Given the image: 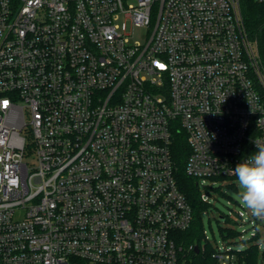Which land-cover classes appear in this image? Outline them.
Returning a JSON list of instances; mask_svg holds the SVG:
<instances>
[{"label":"built area","instance_id":"1","mask_svg":"<svg viewBox=\"0 0 264 264\" xmlns=\"http://www.w3.org/2000/svg\"><path fill=\"white\" fill-rule=\"evenodd\" d=\"M243 1L0 0V264H187L209 248L207 264H245L205 231L183 244L194 214L173 154L184 137L209 204L206 182L264 143V38Z\"/></svg>","mask_w":264,"mask_h":264},{"label":"rangeland","instance_id":"2","mask_svg":"<svg viewBox=\"0 0 264 264\" xmlns=\"http://www.w3.org/2000/svg\"><path fill=\"white\" fill-rule=\"evenodd\" d=\"M136 38L142 42L145 41V30H137ZM35 158V155H31L25 161L33 165L36 161ZM206 183L210 187V203L203 210L201 217L203 232L205 231L212 246L215 248L233 247L234 249L245 250L249 248L254 230L260 234L258 257L260 261L264 260V222L254 227L250 222L242 223L236 215L238 211L248 210L238 194L237 178L231 179L227 183L219 182L215 184L210 180ZM231 229H235L240 234L226 238L227 232Z\"/></svg>","mask_w":264,"mask_h":264},{"label":"trees","instance_id":"3","mask_svg":"<svg viewBox=\"0 0 264 264\" xmlns=\"http://www.w3.org/2000/svg\"><path fill=\"white\" fill-rule=\"evenodd\" d=\"M243 16L245 25L252 38L263 40L264 38V5L257 4L253 0L243 1ZM173 154L178 164V181L182 191L190 203L193 214L194 222L192 226L181 233L183 237V244L188 247L190 245H198L201 247L203 242V224L201 214L207 208V203H204L201 196V189L198 181L187 176L184 170L185 159L188 155L187 142L184 137L177 138L173 146ZM236 233L231 229L226 235L231 236ZM226 237V236H225ZM245 264H259V249L255 245L249 246L244 251ZM211 250L206 249L198 255L190 253L188 255L187 264H207L210 260Z\"/></svg>","mask_w":264,"mask_h":264},{"label":"clouds","instance_id":"4","mask_svg":"<svg viewBox=\"0 0 264 264\" xmlns=\"http://www.w3.org/2000/svg\"><path fill=\"white\" fill-rule=\"evenodd\" d=\"M256 151L236 165L239 196L253 216L264 217V143L255 141Z\"/></svg>","mask_w":264,"mask_h":264},{"label":"water","instance_id":"5","mask_svg":"<svg viewBox=\"0 0 264 264\" xmlns=\"http://www.w3.org/2000/svg\"><path fill=\"white\" fill-rule=\"evenodd\" d=\"M195 251L198 253V252H199V248H198V247H196V248H195Z\"/></svg>","mask_w":264,"mask_h":264}]
</instances>
